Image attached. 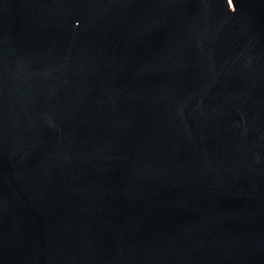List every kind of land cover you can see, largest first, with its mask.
I'll list each match as a JSON object with an SVG mask.
<instances>
[{"label":"water","instance_id":"obj_1","mask_svg":"<svg viewBox=\"0 0 264 264\" xmlns=\"http://www.w3.org/2000/svg\"><path fill=\"white\" fill-rule=\"evenodd\" d=\"M0 264H264V0H0Z\"/></svg>","mask_w":264,"mask_h":264}]
</instances>
